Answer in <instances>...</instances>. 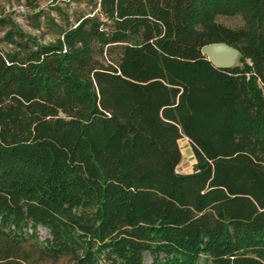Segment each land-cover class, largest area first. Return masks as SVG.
<instances>
[{"label":"trees","instance_id":"1","mask_svg":"<svg viewBox=\"0 0 264 264\" xmlns=\"http://www.w3.org/2000/svg\"><path fill=\"white\" fill-rule=\"evenodd\" d=\"M102 7L0 35V264H264V0Z\"/></svg>","mask_w":264,"mask_h":264},{"label":"rangeland","instance_id":"2","mask_svg":"<svg viewBox=\"0 0 264 264\" xmlns=\"http://www.w3.org/2000/svg\"><path fill=\"white\" fill-rule=\"evenodd\" d=\"M93 16L106 18L102 0H0V35L18 29L42 44H53L62 39L64 31ZM218 21L230 28H238L243 24L239 17H221ZM238 63L239 60L235 65ZM179 145L182 163L178 172L192 173L195 159L191 144L184 138ZM47 236L48 231L39 228V237L44 240ZM147 262H151L150 257H147ZM42 264H69V261Z\"/></svg>","mask_w":264,"mask_h":264},{"label":"water","instance_id":"3","mask_svg":"<svg viewBox=\"0 0 264 264\" xmlns=\"http://www.w3.org/2000/svg\"><path fill=\"white\" fill-rule=\"evenodd\" d=\"M202 53L217 68L227 69L235 66L240 58V52L226 43H213L206 45Z\"/></svg>","mask_w":264,"mask_h":264}]
</instances>
